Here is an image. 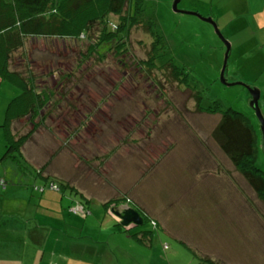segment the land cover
<instances>
[{
	"label": "rangeland",
	"instance_id": "obj_1",
	"mask_svg": "<svg viewBox=\"0 0 264 264\" xmlns=\"http://www.w3.org/2000/svg\"><path fill=\"white\" fill-rule=\"evenodd\" d=\"M172 1L143 0V18L153 20L155 31L163 36L164 56L156 63L184 65L186 78L181 80H173L157 64L150 77L135 66L122 68L111 53L100 62L83 57L88 40L63 43L38 38L27 42L26 53L33 62L30 68L38 74L37 88L46 87L56 94L40 112L51 110L46 126L36 129L31 153L43 164L56 148L46 168L54 175L56 169L65 174L59 177L90 196L84 215L78 212L82 206L74 192L33 190L46 183L38 174L36 161H26L15 153L22 163L7 156L0 161V172L25 167L11 179L23 186L29 183L26 198L37 205L31 208L32 215L48 212L56 218L70 217L72 235L84 227L80 234L90 239L85 246L92 252V263H99L101 254L114 251L115 245L122 255L118 264H264V203L211 136L220 113L198 108L196 102L200 96L203 107L217 104L222 110H237L258 127L248 88L220 81L224 42L210 23L173 11ZM178 8L215 18L231 44L224 75L228 82L260 90L258 104L264 117V25L258 29L253 24L244 0H180ZM110 18L118 22L117 17ZM240 20L249 26L241 33L237 29ZM242 40L244 46H240ZM152 41L145 26H134L123 56L131 64L145 59ZM13 61L20 68L25 66L20 57ZM77 63L80 68L69 78L67 74ZM18 93V88L2 80L0 158L6 150L2 131L6 106ZM22 123L16 122L14 127L20 124L19 131L25 132L30 126L22 129ZM69 124L71 129H66ZM47 147L52 151L46 152ZM260 165L264 169L263 158ZM123 193L131 207L142 212L144 222L123 227L129 233H112L119 228L114 223L118 220L105 212L102 201ZM127 206L119 203L114 208L120 211ZM139 232L144 236L136 239ZM81 262L92 264L87 263L88 258Z\"/></svg>",
	"mask_w": 264,
	"mask_h": 264
},
{
	"label": "trees",
	"instance_id": "obj_2",
	"mask_svg": "<svg viewBox=\"0 0 264 264\" xmlns=\"http://www.w3.org/2000/svg\"><path fill=\"white\" fill-rule=\"evenodd\" d=\"M142 4L143 0H0V80L8 81L19 90L17 96L12 98L6 106L2 131L7 143L0 161L11 156L19 164L21 161H17L14 156L15 153H19L26 161H31L28 155L31 154V149L34 146L36 138L34 134L40 125L46 126L44 121L51 110H46L45 114L41 115L40 112L49 102V99L56 95L49 88H37L38 74H36V70L30 68L33 62L29 60V54L26 53L28 40L56 38L63 43L88 40L85 53H82L83 57L85 54L100 62L104 60L107 53H111L113 59L121 63L122 68L135 66L141 74L150 77L151 69L154 68L153 64H157L156 60L164 56V40L163 36L155 31L153 20L143 18ZM110 16L117 17L118 22L111 20ZM114 23H116L115 27ZM140 24L145 26L153 37V41L146 58L131 64L126 57L127 55H123L127 53V40L130 30ZM16 56L23 59L24 67L20 68L17 61L14 63L13 59L15 60ZM32 59L36 63L40 62L33 57ZM12 63L16 67L12 68ZM80 65L77 63L76 69L67 74L69 78L80 68ZM157 66H162L160 69L168 71L173 80H181L184 76L186 78L184 65L175 66L169 62L157 64ZM50 71L57 73L53 69ZM112 86L114 88V85ZM199 98L200 96L196 98V102L198 101L199 104L197 105L198 108L202 107L208 112L214 111L221 115L211 131L213 140L264 203V169L259 163L257 134L250 120L232 108L222 110L217 104H215L216 106L203 107ZM105 99L106 97L103 96V100ZM18 120L24 123H22V129L30 126L29 129L22 132L23 130L19 131L20 128H15L12 123L19 122ZM60 120V124L63 125L61 131H63L66 126L63 124V116ZM70 127L71 124L66 129H71ZM77 131L78 129L74 130L75 133ZM39 142L44 145L41 141ZM49 151L52 149L46 150V152ZM55 151H57L56 148L43 164L37 154L38 159L32 160L38 163V165L35 164L38 174L46 182L42 186H33V190L44 191L49 188L59 190L62 194L65 193V190L74 192L80 197L82 203L80 205L85 214L86 204L92 200L90 196H87L86 193L83 195L80 189L59 177V175L65 176V174L62 175L56 169L57 175H54L50 171L51 169L46 168ZM39 163L42 165L39 166ZM63 170L64 166H62L61 171L63 172ZM5 184L6 181L0 178V185L4 187ZM24 185L27 187L29 183ZM102 202L105 212L111 213L117 218L118 222L114 223L119 227L120 232H124L123 227L125 226L120 224L116 211H112V209L119 203L128 205L127 207L131 206L127 194L123 193L121 196H116L114 199L109 198ZM124 209H120L119 212ZM136 210L142 215V212ZM149 219L152 220L153 225H157V222L152 218ZM138 234L141 237L144 236L143 233L139 232Z\"/></svg>",
	"mask_w": 264,
	"mask_h": 264
},
{
	"label": "crops",
	"instance_id": "obj_3",
	"mask_svg": "<svg viewBox=\"0 0 264 264\" xmlns=\"http://www.w3.org/2000/svg\"><path fill=\"white\" fill-rule=\"evenodd\" d=\"M260 1L261 4H256ZM244 4L251 11L253 24L260 29L264 25V0H244ZM212 18L215 21V18ZM248 28L246 20H240L237 28L239 33L246 31ZM243 41L240 46H244ZM1 82L0 80V84ZM14 124L12 123L13 126ZM20 127V124H18L17 128ZM3 143L6 147L5 137ZM28 156L31 161L39 158V156L37 158L36 154L33 155L32 153ZM23 170H26V168L22 166L19 168H6L3 172H0V178L6 181L4 187L0 185V264H81V260L87 262V258V263H92V252L90 248L85 246V240L90 239L88 236L80 234L84 227L78 226L80 232L78 235H72L70 230L74 226L69 221L70 217L64 218L58 215L61 222L54 214L48 212L32 215L31 208L35 209L37 205L33 206L32 198H26L29 186L15 184V179H11L12 174L16 175ZM52 218L53 221H51ZM56 222H61V225L55 227ZM113 225L114 223H111V227ZM115 230L120 232L119 229L114 228L112 233H115ZM129 236L133 238L132 235ZM139 236L136 233L134 237L138 239ZM92 241L97 243L96 240ZM72 244L75 246L74 248ZM119 250L114 245V251L111 249L108 252L104 251L97 264H102L105 261H107V264H118L119 258L122 256L118 254Z\"/></svg>",
	"mask_w": 264,
	"mask_h": 264
},
{
	"label": "water",
	"instance_id": "obj_4",
	"mask_svg": "<svg viewBox=\"0 0 264 264\" xmlns=\"http://www.w3.org/2000/svg\"><path fill=\"white\" fill-rule=\"evenodd\" d=\"M179 2H180V0H173L172 1L171 6H172L173 11L184 12L186 14L195 15V16L199 17L200 19H202L203 21L210 23L214 29V32L224 42L225 52H224V57H223V63H222L221 69H220V75H219L220 81L226 85L243 84L248 88V91L250 94L249 105L254 110L255 115H256L258 122H259L258 127H254V125L252 123L251 124L253 125L255 132L257 134V148L259 151V163H260V160L262 158L264 159V117L262 115L261 109H260L259 104H258V101L260 98V90L256 87L253 88L252 86L246 85L242 82H228L226 76L224 75L225 74L224 71H225V68L227 65V60H228V56H229V52H230V48H231L230 42L224 38L221 31L218 29L216 22L214 21V19L211 16L204 17L200 13L195 12V11L181 10L178 8ZM235 111H237V110H235ZM237 112H239V111H237ZM239 113H241V112H239ZM116 213L121 218V224L122 225H127L131 222L135 223V224H141L142 223V217H141L140 213L131 207H127L122 212L116 211Z\"/></svg>",
	"mask_w": 264,
	"mask_h": 264
},
{
	"label": "clouds",
	"instance_id": "obj_5",
	"mask_svg": "<svg viewBox=\"0 0 264 264\" xmlns=\"http://www.w3.org/2000/svg\"><path fill=\"white\" fill-rule=\"evenodd\" d=\"M114 27H115V24H114ZM129 207H131V206H129ZM127 208V207H126ZM125 208V209H126ZM131 208H133V207H131ZM78 209V212H80V213H82V214H84V212L82 211L83 210V208L81 207V208H77ZM133 209H135V208H133ZM113 210H115V211H117L116 210V208H114L113 207ZM136 210V209H135ZM119 212V211H118ZM141 215V214H140ZM116 216H118V215H116ZM119 217V216H118ZM141 217H142V215H141ZM119 219H120V224H121V218L119 217ZM142 222H143V218H142ZM132 223V222H131ZM131 223H129V224H131ZM129 224H127V225H129ZM132 224H135V223H132ZM122 225V224H121ZM127 225H122V226H127Z\"/></svg>",
	"mask_w": 264,
	"mask_h": 264
}]
</instances>
